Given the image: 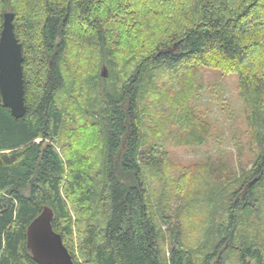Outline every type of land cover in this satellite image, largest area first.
Wrapping results in <instances>:
<instances>
[{
  "label": "trees",
  "instance_id": "1",
  "mask_svg": "<svg viewBox=\"0 0 264 264\" xmlns=\"http://www.w3.org/2000/svg\"><path fill=\"white\" fill-rule=\"evenodd\" d=\"M6 12L26 111L0 96V264H36L26 228L44 206L74 264H264V0H0V31ZM85 50L109 72L89 95ZM196 67L237 77L258 148L239 178L158 161L169 135L209 133L177 79Z\"/></svg>",
  "mask_w": 264,
  "mask_h": 264
},
{
  "label": "rangeland",
  "instance_id": "2",
  "mask_svg": "<svg viewBox=\"0 0 264 264\" xmlns=\"http://www.w3.org/2000/svg\"><path fill=\"white\" fill-rule=\"evenodd\" d=\"M94 56L85 50L79 57V64L83 68L86 67L88 70V65H92V68L89 67L91 73H88L90 84L87 95L92 93V88L96 87V82L100 83L99 80L93 81L94 78L104 80L102 81L104 84L109 82L106 81L109 72L104 65L99 64V66L93 67ZM182 72L184 70L181 69L177 73L178 82L180 85L185 84L186 88L188 86L191 110L200 121L210 125L209 133L204 137V143L200 146L179 145L177 134L169 135L167 137L168 142L162 148L165 155L158 160L161 167H164L166 172L171 175H178L183 172L190 176V174H196L203 169H209V171H217L221 177L232 174L235 178H239L243 172H247L251 168L258 148L256 132L249 120V110L239 95L236 75L213 68L196 67L184 72L182 75L183 82H181L180 75ZM102 73L105 76H102ZM74 75H70L73 77L70 80L71 86L77 74ZM167 80L170 81V78ZM72 88L74 93L76 91L75 84ZM179 90L181 89L179 88ZM177 122H179L178 125L184 124L182 120H177L172 125L167 124L169 125L168 128L173 130ZM170 130L166 129L165 133ZM153 185L154 190L159 189L157 184ZM262 208L264 207L258 206L255 211ZM169 213L173 214V210L170 209ZM191 213L193 217L197 216L195 221L203 219L200 213V205L194 207ZM253 220L254 226H257L252 235L254 237L259 235L258 222L262 220L257 217H254ZM190 235L195 239L198 237L195 232L190 233ZM258 238L260 239V237Z\"/></svg>",
  "mask_w": 264,
  "mask_h": 264
},
{
  "label": "water",
  "instance_id": "3",
  "mask_svg": "<svg viewBox=\"0 0 264 264\" xmlns=\"http://www.w3.org/2000/svg\"><path fill=\"white\" fill-rule=\"evenodd\" d=\"M14 15L3 14L0 31V96L11 115L22 118L26 111L22 71V47L13 26ZM102 76H105L102 73ZM53 212L42 207L26 228V248L36 264H74L61 236L52 227Z\"/></svg>",
  "mask_w": 264,
  "mask_h": 264
},
{
  "label": "bare ground",
  "instance_id": "4",
  "mask_svg": "<svg viewBox=\"0 0 264 264\" xmlns=\"http://www.w3.org/2000/svg\"><path fill=\"white\" fill-rule=\"evenodd\" d=\"M9 110V109H8ZM97 221V220H96ZM183 246V245H182Z\"/></svg>",
  "mask_w": 264,
  "mask_h": 264
}]
</instances>
